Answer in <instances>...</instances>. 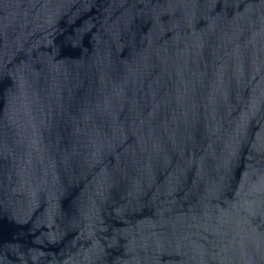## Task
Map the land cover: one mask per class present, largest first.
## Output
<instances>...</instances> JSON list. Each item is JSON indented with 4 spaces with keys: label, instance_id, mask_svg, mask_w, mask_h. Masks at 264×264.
<instances>
[{
    "label": "water",
    "instance_id": "obj_1",
    "mask_svg": "<svg viewBox=\"0 0 264 264\" xmlns=\"http://www.w3.org/2000/svg\"><path fill=\"white\" fill-rule=\"evenodd\" d=\"M0 264H264V0H0Z\"/></svg>",
    "mask_w": 264,
    "mask_h": 264
}]
</instances>
